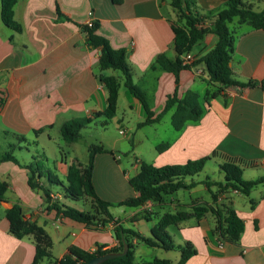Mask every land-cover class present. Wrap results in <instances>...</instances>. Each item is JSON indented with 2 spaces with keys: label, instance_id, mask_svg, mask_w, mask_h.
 <instances>
[{
  "label": "crops",
  "instance_id": "0c3cea01",
  "mask_svg": "<svg viewBox=\"0 0 264 264\" xmlns=\"http://www.w3.org/2000/svg\"><path fill=\"white\" fill-rule=\"evenodd\" d=\"M243 1L255 10L264 6L261 0ZM222 4L223 0H194L193 9L203 17V24L209 26L211 15ZM174 18L169 0H121L118 3L112 0H18L14 5V19L21 25L18 32L6 26L0 17V97L3 100L0 153L11 152L21 164L38 161L40 184L50 188L51 194L56 196L47 203L41 191L30 188L24 167L10 160L0 162V181L8 184L0 199V264H31L35 255L32 235L16 238L8 232L5 212L15 203L23 208L24 219L36 222L47 232L52 241L49 251L55 258L63 257L71 246L92 252L101 245L109 248L117 244L112 221L87 227L47 208L51 202L84 208L66 197L59 185L50 184L48 175L54 174L64 181L68 166L76 158L73 146L78 140L62 144L60 126L70 119L92 117L106 107L107 91L100 82V74L119 78L117 108L123 102L125 107L141 114L140 122L146 117L141 102L124 86L121 73L112 68H99V48L90 47L86 41L89 29L105 38L112 49L125 51L132 81L144 91L154 114L162 110L168 95L175 93L182 97L188 91L199 95L198 102L203 107L200 119L186 123L181 130L174 129V136L168 140L160 138L154 146V157L148 163L155 166L183 164L216 151L218 155L211 159L217 166L226 158L252 164L242 167L244 179L264 174V83L260 84L264 80V29L238 24L236 19L229 24L234 35L233 51L228 58L232 78L258 83L252 87H227L222 94L205 102L206 74L197 75L193 68L181 69L176 82L171 72L149 70L157 55L164 54L170 59L175 55L170 25ZM89 20L93 25L88 28L85 24ZM216 39L213 32L205 33L196 43L199 52L191 50V54H202ZM168 111L172 115V110ZM104 120L100 116L94 122ZM162 143L167 145L158 150L157 146ZM109 146L105 148L113 150L114 143ZM141 161L144 160L135 158L132 163L135 174ZM116 162L107 152L97 153L93 162L94 189L100 198L111 202L125 197L108 199L101 195L97 174L102 165L120 174L121 165ZM209 178L222 181L224 174L218 167L217 177ZM194 180L197 184L191 192L198 185H203L208 192L204 179ZM211 190L216 191L217 185H212ZM136 194L133 192L130 196ZM211 202L212 198L196 197L190 202L184 198H171L168 202L165 198L160 210H165V206L171 207V212L190 210L191 206ZM216 203L220 207L229 204L242 218L244 227L238 242H223L212 232L215 221L212 213L207 212L199 219L191 217L175 224L170 236L175 244L190 241L196 249L183 264H264V182L248 195L223 190L218 193ZM123 207L112 206L109 211L118 223L133 229L144 220L132 221L133 216L143 209L154 210L150 202L129 210ZM164 212L158 215L152 212L150 221L144 220L146 229L150 231ZM137 231L146 236L145 231ZM133 243L135 259L140 242L133 240ZM165 251L160 258L173 262L179 259L178 250L173 257H170L173 250ZM155 257L158 256L152 259ZM47 261L48 258L43 257L37 264H47Z\"/></svg>",
  "mask_w": 264,
  "mask_h": 264
},
{
  "label": "trees",
  "instance_id": "16d2710c",
  "mask_svg": "<svg viewBox=\"0 0 264 264\" xmlns=\"http://www.w3.org/2000/svg\"><path fill=\"white\" fill-rule=\"evenodd\" d=\"M17 1L0 0V17L6 26L18 32L21 30V25L14 19V5ZM112 1L118 3L121 0ZM261 1L264 4V0ZM169 5L175 15L174 20L170 21L173 32L171 45L175 55L172 59L164 54L157 55L149 66L151 72H171L177 82L178 73L181 69H190L198 65L202 66L207 74L206 82L208 85L203 96L205 102L222 94L227 87H252L258 83L255 80L242 82L232 78L228 58L233 51L234 35L229 28V24L236 19L238 24H246L255 29H264V6L261 10H255L251 4L243 0H223L222 6L216 9L210 17L211 24L205 26L203 17L199 16L193 9L194 0H169ZM209 31L213 32L217 37L214 45L202 54L194 55V59L191 62L183 63V54L191 53L193 46ZM86 41L90 47L99 48V68L101 70L107 68L118 70L128 92L141 102L146 112V117L142 122L138 123V126L159 121L168 110H172L170 123L175 130H181L186 123L197 122L200 119L203 107L198 102L199 95L193 91L186 92L182 97H177L175 93L168 95L162 110L154 114L144 91L132 81V70L126 61L125 51L123 49H112L108 45L107 40L95 34L92 29L87 30ZM99 79L107 91L106 107L104 110L94 113L92 117L74 118L64 122L60 126V135L65 142L72 143L77 141L81 137L82 129L92 124L96 118L103 116L105 120L101 125L105 126L107 121L115 116L120 85L119 78L114 75L100 74ZM263 83L264 80L260 82V84ZM35 133H38V131H35ZM166 145L167 143H162L157 146V149L161 150ZM101 152L110 153L114 157L113 151L105 148L102 144L89 145L87 162L83 164L75 158L68 166L64 181L54 174L49 173L48 175L49 183L59 185L60 191L64 192L69 199L80 201L81 198L88 197L91 210L84 211L72 206L59 205L56 202H51L47 208L54 209L62 216L83 223L87 227L112 221L115 223L113 231L117 244L109 248H103L101 245L92 252L77 246H71L63 257L55 258L49 251L52 241L47 232L36 222L24 219L23 208L15 203L5 212V217L8 221V232L16 238H22L25 235L33 236L35 255L31 264H37L43 257L48 258L47 264H84L97 255L108 252H122L125 244L128 246L125 254L109 258L99 264H136L134 261L133 240L143 242L151 247L157 246L165 250H178L180 253L179 259L174 262L167 258L155 257L151 260L143 261L141 264H183L196 253V249L190 241L175 244L167 232V227L191 217L199 219L209 212L215 217L212 232L217 234L218 238L223 242L237 243L243 231V220L229 204L220 207L216 203L218 193L230 189L248 195L252 189L264 182V174L255 179H244L242 177V167L252 164L226 158L218 166L224 174L223 180L213 181L206 177L203 181L206 189L211 194L212 202L191 206L190 210L162 213L150 229L151 237H147L133 228H127L118 223L109 208L112 206L137 208L148 202L153 205L163 204L167 195L173 194L180 189H191L194 187L197 182L193 176L201 172L206 161L217 156L218 153L213 151L209 155L183 164L155 166L146 161H141L138 172L133 178L137 194L117 202H111L100 198L92 183L94 158L97 153ZM5 160L13 161L24 167L27 170L30 188L41 191L47 203L51 201L50 188L41 185L39 182L41 173L38 161L21 164L11 152L0 153V162ZM187 178L190 180L187 181ZM212 185H217L216 191L211 190ZM7 188V182L0 181V199L3 198ZM149 214L148 209H143L133 216L132 221L138 219L150 221L151 216Z\"/></svg>",
  "mask_w": 264,
  "mask_h": 264
},
{
  "label": "rangeland",
  "instance_id": "374dc122",
  "mask_svg": "<svg viewBox=\"0 0 264 264\" xmlns=\"http://www.w3.org/2000/svg\"><path fill=\"white\" fill-rule=\"evenodd\" d=\"M194 53L199 52V46L196 44L192 48ZM171 111H167L158 122L150 125L138 126L137 124L142 120L141 114L135 109H129L125 107L123 102H120L115 116L107 121L105 126L101 123L94 122L91 125L85 127L81 131V137L73 146L74 156L83 164L87 162L88 146L93 144H104L105 147H111L113 145L114 158L121 165L120 174L109 171L107 167L100 166L97 180L98 190L101 195L108 197V199H118L116 197H128L133 192H137L136 185L133 181L135 176V170L132 167V163L135 158L151 162L155 150L154 146L161 141L160 138L168 140L174 136V128L170 124ZM105 119V118H104ZM122 130L123 133H120ZM131 140V141H130ZM65 144V141H61ZM102 144V145H103ZM116 162V163H117ZM205 175L209 177H217L218 166L211 161H206L204 169L195 174L193 178L200 180L205 179ZM126 176V177H125ZM200 184V183H199ZM121 195V196H120ZM201 197L205 200H211L210 194L204 189L203 185H198L192 192L190 189H180L173 194L167 195L165 198L168 200L171 198H184L186 202H190L191 198ZM78 204L84 207L82 210H91L88 197L81 198ZM162 205V204H161ZM161 205H153L154 210L149 211L150 216L152 212L158 215L160 211L171 212V207L165 206V210H160ZM125 210L131 209V207L124 206ZM146 221H141L134 226L135 230L145 231L147 237H151V233L146 229ZM175 231V225L167 227V232L171 236ZM137 251L134 261L136 264H140L142 261L150 260L154 256L164 255L166 252L161 247H151L143 242L137 245ZM175 250L170 251V257L176 256Z\"/></svg>",
  "mask_w": 264,
  "mask_h": 264
},
{
  "label": "built area",
  "instance_id": "2783aa9c",
  "mask_svg": "<svg viewBox=\"0 0 264 264\" xmlns=\"http://www.w3.org/2000/svg\"><path fill=\"white\" fill-rule=\"evenodd\" d=\"M91 20V19H90ZM88 21L85 25H86V27H92V25H93V23H92V21ZM194 59V56L191 54V53H185V54H183V56H182V62L183 63H188V62H191L192 60ZM193 69H194V71H195V73L197 74V75H203V74H206V72H205V70H204V68L202 67V66H195V67H193ZM206 76H207V74H206ZM2 104H3V100H2V98L0 97V113H1V110H2ZM119 132L120 133H123V131L122 130H119ZM262 163L264 164V160L262 161ZM54 197H56V196H54V195H52L51 194V198H54ZM220 245H222V243H220ZM262 249H263V251H264V244H263V246H262Z\"/></svg>",
  "mask_w": 264,
  "mask_h": 264
},
{
  "label": "water",
  "instance_id": "95a60500",
  "mask_svg": "<svg viewBox=\"0 0 264 264\" xmlns=\"http://www.w3.org/2000/svg\"><path fill=\"white\" fill-rule=\"evenodd\" d=\"M127 250H128V246L125 244L122 252H108V253H105L102 255H97V256L90 258L84 264H99V263H101V262H103L109 258H113L116 256L123 255L126 253Z\"/></svg>",
  "mask_w": 264,
  "mask_h": 264
}]
</instances>
